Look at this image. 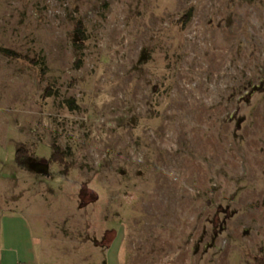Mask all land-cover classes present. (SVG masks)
<instances>
[{
  "label": "rangeland",
  "instance_id": "374dc122",
  "mask_svg": "<svg viewBox=\"0 0 264 264\" xmlns=\"http://www.w3.org/2000/svg\"><path fill=\"white\" fill-rule=\"evenodd\" d=\"M0 46L22 80L20 139L47 167L17 166L8 143L1 200L42 264L264 256V0H0ZM53 143L69 165L47 162Z\"/></svg>",
  "mask_w": 264,
  "mask_h": 264
},
{
  "label": "crops",
  "instance_id": "0c3cea01",
  "mask_svg": "<svg viewBox=\"0 0 264 264\" xmlns=\"http://www.w3.org/2000/svg\"><path fill=\"white\" fill-rule=\"evenodd\" d=\"M9 75L5 61L0 58V110H6L9 106L8 114L1 113L0 119V264H42L36 252L38 238L28 218L20 211L7 207L5 199L1 200L7 191L6 172L12 171V167L8 169L9 159L5 149L10 143L15 153L16 147L23 143L20 139L24 102L22 80L15 79L12 85L13 77ZM6 130H12L15 138L6 135Z\"/></svg>",
  "mask_w": 264,
  "mask_h": 264
},
{
  "label": "trees",
  "instance_id": "16d2710c",
  "mask_svg": "<svg viewBox=\"0 0 264 264\" xmlns=\"http://www.w3.org/2000/svg\"><path fill=\"white\" fill-rule=\"evenodd\" d=\"M192 11L193 8L189 7L184 13L183 15L177 20L175 21V23L177 25L180 26L181 29H183L185 27V25H187V23L189 22L191 15H192ZM74 31L76 34V40L74 41L76 47L78 49H81L84 44H85V40L87 39L86 36V27L84 26L83 22L80 20H77L74 23ZM0 53L1 54H9L10 53V49L0 46ZM149 54V53H148ZM148 56V55H147ZM30 63L33 65L35 64V66L37 67L38 70V76L39 79H41L42 77L45 76V74H47L48 72V65L46 63V60L44 59V56H39L38 59L33 58L30 59ZM52 89V90H51ZM51 90V91H50ZM55 88L52 85H46L44 88V92L42 93V97H51V96H55ZM159 91V90H157ZM57 93V90H56ZM65 103H67L66 105L69 106V108H78V104L73 101V104L71 103L72 100L67 99L66 101H64ZM32 144H30L29 146H27L24 143L19 144L16 147L15 153H14V162L17 166L19 167H24L26 165V160L28 158H31L32 156H34V152L32 150ZM67 150H59L58 146L56 145V143H53V150L51 155L48 157L47 162H52V161H59L61 163H65V165H69L67 160H66V155L67 154ZM34 159V158H31ZM257 264H264V256L257 258L256 259Z\"/></svg>",
  "mask_w": 264,
  "mask_h": 264
},
{
  "label": "water",
  "instance_id": "95a60500",
  "mask_svg": "<svg viewBox=\"0 0 264 264\" xmlns=\"http://www.w3.org/2000/svg\"><path fill=\"white\" fill-rule=\"evenodd\" d=\"M36 168V167H35ZM39 169H42V171L44 172V173H47V167H46V165H42V164H38L37 165V168L35 169L36 171H38Z\"/></svg>",
  "mask_w": 264,
  "mask_h": 264
},
{
  "label": "flooded vegetation",
  "instance_id": "af4514ba",
  "mask_svg": "<svg viewBox=\"0 0 264 264\" xmlns=\"http://www.w3.org/2000/svg\"><path fill=\"white\" fill-rule=\"evenodd\" d=\"M28 160H29L30 162H35V161H36V160L31 159V158H29ZM35 163H36V166H35V167L37 168V165H38V163H40V162H35ZM36 168H35V169H36ZM37 172H43V171H42V169H39Z\"/></svg>",
  "mask_w": 264,
  "mask_h": 264
}]
</instances>
